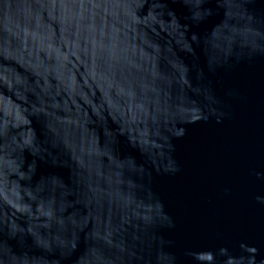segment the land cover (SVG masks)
<instances>
[{
    "label": "water",
    "instance_id": "1",
    "mask_svg": "<svg viewBox=\"0 0 264 264\" xmlns=\"http://www.w3.org/2000/svg\"><path fill=\"white\" fill-rule=\"evenodd\" d=\"M0 264H264V0H0Z\"/></svg>",
    "mask_w": 264,
    "mask_h": 264
}]
</instances>
